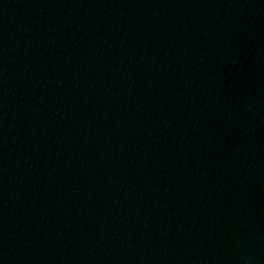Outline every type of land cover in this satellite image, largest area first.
Here are the masks:
<instances>
[{"label":"water","instance_id":"1","mask_svg":"<svg viewBox=\"0 0 264 264\" xmlns=\"http://www.w3.org/2000/svg\"><path fill=\"white\" fill-rule=\"evenodd\" d=\"M0 264H213L52 0H0Z\"/></svg>","mask_w":264,"mask_h":264}]
</instances>
